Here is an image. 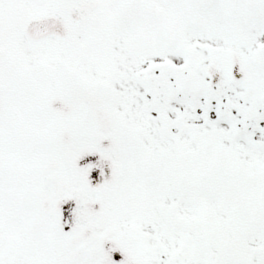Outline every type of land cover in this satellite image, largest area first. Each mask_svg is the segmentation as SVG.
Segmentation results:
<instances>
[{
	"label": "snow or ice",
	"instance_id": "obj_1",
	"mask_svg": "<svg viewBox=\"0 0 264 264\" xmlns=\"http://www.w3.org/2000/svg\"><path fill=\"white\" fill-rule=\"evenodd\" d=\"M0 264H264V0H0Z\"/></svg>",
	"mask_w": 264,
	"mask_h": 264
}]
</instances>
